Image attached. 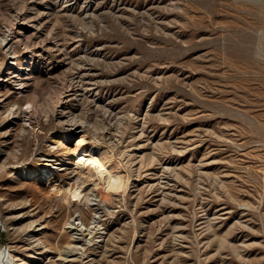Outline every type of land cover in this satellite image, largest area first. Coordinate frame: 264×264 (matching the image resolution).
I'll list each match as a JSON object with an SVG mask.
<instances>
[{"label":"rangeland","instance_id":"1","mask_svg":"<svg viewBox=\"0 0 264 264\" xmlns=\"http://www.w3.org/2000/svg\"><path fill=\"white\" fill-rule=\"evenodd\" d=\"M61 136L124 191L77 181ZM0 224L15 264H264V0H0Z\"/></svg>","mask_w":264,"mask_h":264},{"label":"bare ground","instance_id":"2","mask_svg":"<svg viewBox=\"0 0 264 264\" xmlns=\"http://www.w3.org/2000/svg\"><path fill=\"white\" fill-rule=\"evenodd\" d=\"M26 25L27 24L24 22L22 23L19 22V24L15 28L16 29L15 36L13 37L19 43L20 42L22 43L23 38L27 32L28 28L26 27ZM1 43L3 44L4 48H8L9 45L11 44V40L9 41L8 38L5 37ZM11 59L14 61L16 60L15 58L14 59L11 58ZM12 64H15V63L12 62L11 65ZM29 67H30L29 62L25 60L22 67L17 68V69H20L24 74L23 78L20 80V83H19V85H21L20 89L22 90L30 87V85L28 84V81L30 80L29 79V75H30ZM12 73H13L12 69H10L7 73L8 77L3 79V82L9 83L11 79L15 78V77L9 78V76ZM74 122L70 121L68 123H70V125L73 126V129L74 131H76V133L78 134L82 133L83 131H77L80 125ZM69 142H70L69 137L61 136L59 140V146L62 150L69 153V158L66 159L65 164H69L73 167L75 176H78L77 181L79 179L81 180V178H86L89 181L94 182L95 186L102 190V197L104 198L112 194H119L124 191L125 189V179L124 178L125 177L122 175L121 170H120L122 166L120 162L116 159L113 151L104 149L98 144H94L96 142H93V145L88 146L87 145L88 142L85 136H81L75 139V143L73 147H69L68 145ZM43 166H44V170H42L43 174L49 180L53 179L55 175L54 170H56L53 164L46 161V163H44ZM62 170H65V169H61V168L57 169V171H62ZM29 175L31 178H36L39 174L36 171H33ZM62 183L63 181L60 178H58L56 185L53 188V191L56 194V196L60 197L63 195L65 188L62 185ZM71 228L78 229V231L80 230L89 231L90 229V227L83 225V223H80L76 221L75 219L72 221ZM15 262L16 260H14V257L10 254L9 251L7 252L5 250H1L0 264H15ZM47 262H51V259H49Z\"/></svg>","mask_w":264,"mask_h":264},{"label":"built area","instance_id":"3","mask_svg":"<svg viewBox=\"0 0 264 264\" xmlns=\"http://www.w3.org/2000/svg\"><path fill=\"white\" fill-rule=\"evenodd\" d=\"M1 225V224H0Z\"/></svg>","mask_w":264,"mask_h":264}]
</instances>
